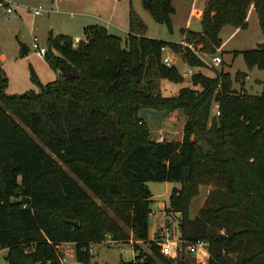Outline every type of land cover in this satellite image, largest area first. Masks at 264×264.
I'll return each mask as SVG.
<instances>
[{
	"label": "trees",
	"instance_id": "obj_1",
	"mask_svg": "<svg viewBox=\"0 0 264 264\" xmlns=\"http://www.w3.org/2000/svg\"><path fill=\"white\" fill-rule=\"evenodd\" d=\"M141 5L171 30L172 0ZM250 6L264 34V0H204L199 29H181L192 49L145 36L133 10L126 48L101 25L85 26L75 45L49 32L55 54L45 58L57 77L38 91L8 94L0 66V248L7 249V264H61L56 246L66 243L77 262L89 264L90 245L128 242L127 230L151 243L148 181L180 184L167 208L180 214V243H207V264H263L264 82L259 94H245L232 88L229 72L195 71L192 87L169 96L154 82L183 81L175 65L162 62L161 47L204 67L194 50L214 54L222 27L245 28ZM234 53L248 69L264 71V41ZM213 102L220 113L210 119ZM142 109L183 112L181 140H148ZM207 180L224 193L187 219L190 198ZM132 245L137 254L119 264H170L156 244L150 255Z\"/></svg>",
	"mask_w": 264,
	"mask_h": 264
},
{
	"label": "rangeland",
	"instance_id": "obj_2",
	"mask_svg": "<svg viewBox=\"0 0 264 264\" xmlns=\"http://www.w3.org/2000/svg\"><path fill=\"white\" fill-rule=\"evenodd\" d=\"M43 1L35 2V0H28L25 2V12H29L27 7L32 8L34 6L37 7L40 5L44 8L51 0ZM78 1L79 4H84V9L86 11L91 13H100L102 16L105 15L103 17L107 16L108 18L106 19L112 23H117L121 12H123L122 10L124 6H126L127 13H129L130 9L133 10L145 24L144 35L173 42L180 39L181 29L185 28L187 20L190 22L188 29H199L200 18L204 4V0H172L175 13L171 15L172 25L171 30H169L165 24L157 23L151 18L148 12L142 8L141 0H117V3H115L118 4L117 13H111V10H106L105 8H102V12H100L97 8L98 6L95 5L112 4V0ZM90 4H94L93 7H96L97 9L92 11L90 9L92 8ZM251 7L253 6H250L249 8ZM248 11L246 15V21L248 23L245 28L231 36H229L230 32L233 30L231 25H224L220 30L219 36L221 38V43L213 54L220 57L221 62L219 65H212L210 63L211 56L205 55L207 53L204 54V52L195 50L196 52H199L200 57L210 65H204V67L200 68H193L185 64L180 58L179 54L177 55L169 49V53L172 57L174 65L178 69L179 73L183 76V81L180 83H175L154 77V82L156 83L160 93L164 96H169L176 93L181 87H192L190 82L191 75H185L189 69L193 70L192 73L197 70L207 76H213L216 72L222 69L224 72H229V76L232 80L231 86L236 92L241 91L245 94H259L263 87V83L260 80L264 79V71L257 68L254 70L248 69L242 59L241 54L238 53L235 55L234 53V51H242L253 48L258 43L264 41V34L259 28L258 17L256 13L253 11L252 15L248 19V15H250ZM41 13V15L36 17V20L45 16L43 15V11ZM25 21L27 27L26 25L23 27L24 24L16 19L13 14H11V18H9L4 13V11L0 10V37L4 54V58L2 60L0 59V66L8 78V85L6 88L8 94L18 95L30 89L33 91H38L39 83L44 84L57 77V73L49 65L46 58L37 56L32 47L33 37L36 38V43L39 45V47H44L46 44L45 41H43L42 35L45 34L42 31L37 32L33 29H29L30 27L28 26L32 24V20L29 16ZM18 27L21 29V33L18 36L19 40H17ZM111 29L115 31V35L121 38L122 47L126 48L125 39L127 34L118 30L117 28ZM21 44H23L27 49V53L24 56L20 55ZM232 53L233 57H235L234 59L232 58ZM245 73L249 76V78H247ZM212 116L213 104L210 108V119L213 118ZM184 122L185 115L183 112L175 110L172 112H167V114L161 119H147L144 125L141 127L146 130L147 139L150 141H180ZM23 127L25 131L31 135L28 128L26 126ZM78 183L81 185L80 182ZM179 187L180 184L178 182L148 181L147 188L152 195V203L150 205L152 214L148 217V239H152V242L150 243L133 240L131 232L127 230L131 237L128 242L113 243L105 241L103 243L90 245V249L93 250V252L91 254L89 264H119L120 260L130 261L137 254L133 248V242L139 246L141 252L150 255L152 254V251L150 250L152 243L156 244L160 248V245L165 241L166 238H169L171 242L179 241L178 223L180 220V214L179 212H172L169 210L170 208H167L171 191L174 188L178 189ZM85 190L90 194L87 189ZM217 190L218 188L213 185L211 180H207L204 184H199L196 194H194L188 202L187 219H193L198 214L199 209L204 205L208 198L215 197L219 191H222L220 193H224L223 189L221 188L219 191ZM72 246L73 245H69L67 243L62 244V247L65 250H71L73 248ZM172 246L173 250L171 254H163L159 249L160 255L165 259V261L170 262V264H178V262H181L182 264H207L208 262L209 255L207 251H199L205 254L203 255V258H201L199 252L197 254L186 252L184 243H180L179 249L176 250L173 244ZM6 253L7 249L0 248V264H7L5 260ZM230 256L234 261V256ZM64 264L81 263L76 261L74 254H71L70 256L66 257ZM157 264L165 263L157 262Z\"/></svg>",
	"mask_w": 264,
	"mask_h": 264
},
{
	"label": "crops",
	"instance_id": "obj_3",
	"mask_svg": "<svg viewBox=\"0 0 264 264\" xmlns=\"http://www.w3.org/2000/svg\"><path fill=\"white\" fill-rule=\"evenodd\" d=\"M8 1L10 2V5L13 9V13H12L13 16L16 19H18L19 21H21L22 24H24L23 27H25V25L27 27L25 20L29 16L30 19L32 20L31 21L32 24H30L28 26V27H30L29 29H33L37 32L42 31L45 34V35H42L40 33L43 36V41H45V44H46L44 47L47 46V40L46 39H47V35L49 32L52 33V35H54V36L58 35V34H64V35L70 36L71 38H73V40H75V39H77L78 41L84 40L83 28L87 25H93V24L101 25L107 30L108 33H111V34L115 32L111 28H114V29L117 28L118 30L126 33L127 35L130 32L129 13H130L131 9L129 10V8H128L129 13H127L126 6H124V8L122 10L123 12H121L120 18L117 20V23H112L108 19H106V18H108L107 16L103 17L105 15L102 16V14L100 15V13H96V12L91 13V12L86 11L84 9V4H79L78 0H51L49 2V4H46L47 5L46 7H44V8L42 7L44 9L43 15H45V16L42 15L43 16L42 18H39L36 20V17L41 15L42 13L35 16L29 10L30 7H27L28 11L30 13L25 12V10H24L25 6H26L25 2H27L28 0H8ZM37 1L42 2L43 0H37ZM37 1L35 0V2H37ZM115 3H117V0H112V4H104V5L103 4H95V5L98 6L97 8L100 12H102V8H105L106 10H111V13L112 12L117 13V9H118L117 5L118 4H115ZM90 5L92 6V8H90L92 11H95L97 9L96 7H93L94 4H90ZM38 6H40V5H38ZM34 7H36V6H34ZM34 7H32V8H34ZM0 10H2V9H0ZM253 11H254L253 7L249 8L248 13H250V15H248V19L252 15ZM8 17L11 18V16H8ZM189 23H190L189 20H187V22L185 24V29L189 28L188 27ZM20 30L21 29L18 27V29H17V32H18L17 40H19L18 36L21 33ZM240 30L241 29L238 27L237 28L233 27V30L230 32L229 36L239 32ZM80 35H81V37H80ZM113 35H115V33ZM145 36H147V35H145ZM147 37H149V36H147ZM33 38H35V37H33ZM181 40H182V37H180V39L178 41H175V42H179ZM24 49H25V52L27 53V49L25 46H24ZM54 54H55V52H54ZM3 58H4V54H3V49H2V41H1V37H0V59L2 60ZM232 58L233 59L235 58V57H233V53H232ZM231 61H232V59H231ZM254 69L255 68H252L250 70H254ZM191 71H193V70H191ZM195 71H197V70H195ZM246 76H247V78H249V76L247 74H246ZM260 81L263 83L264 79H261ZM69 245H73V244H69ZM199 254L201 255V258H203V255H205L203 252H199Z\"/></svg>",
	"mask_w": 264,
	"mask_h": 264
},
{
	"label": "built area",
	"instance_id": "obj_4",
	"mask_svg": "<svg viewBox=\"0 0 264 264\" xmlns=\"http://www.w3.org/2000/svg\"><path fill=\"white\" fill-rule=\"evenodd\" d=\"M0 9H2L6 15L11 16V14L13 13V9L10 5V2L8 0H0ZM29 10L31 11V13L35 16L39 15L44 9L40 6L38 7H34V8H29ZM78 42L77 39L73 40V45H75ZM181 44L183 46H186L192 49V45L191 44H186L183 41H181ZM33 50L36 52V54L42 58L46 57L47 54V50L46 47H39L36 43V38H33ZM194 53L196 56H198L204 63L205 66L210 65L208 62H206L204 59H202L199 55V52H196L194 50ZM205 54V53H204ZM208 56H211L210 58V63L212 65H219V63L221 62L220 57L217 55H213V54H205ZM213 55V56H212ZM161 60L162 62L166 65V66H171L174 65V62L172 60V57L169 53V48L164 46L161 47ZM192 71L188 70L185 75H191ZM220 111H219V106L217 102H213V116L217 117L219 115ZM161 141V140H158ZM152 214V213H151ZM112 242L109 239H106L100 243L103 242ZM99 244V243H98ZM175 250L179 249L180 246V241H174L171 242L169 240V238H166L165 241L160 245V250L163 254H171L172 250H173V246ZM206 242L202 241V240H198V241H194V242H189L185 245V251L191 254H197L199 251H206ZM57 250L59 251V262L61 264L65 263L66 257L70 256L71 254H74L73 248L71 250H65L62 247V244L56 246ZM93 250L89 249V253L92 254Z\"/></svg>",
	"mask_w": 264,
	"mask_h": 264
},
{
	"label": "water",
	"instance_id": "obj_5",
	"mask_svg": "<svg viewBox=\"0 0 264 264\" xmlns=\"http://www.w3.org/2000/svg\"><path fill=\"white\" fill-rule=\"evenodd\" d=\"M21 53L20 55L23 56L26 52L24 49V45L21 44ZM47 58H51L54 55V51L51 48L50 45L46 46ZM167 114V111H156V110H150V109H142L140 112V118L147 120V119H161L163 116ZM75 226L77 225V222H72Z\"/></svg>",
	"mask_w": 264,
	"mask_h": 264
}]
</instances>
